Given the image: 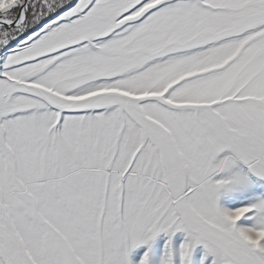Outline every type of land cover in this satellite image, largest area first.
Wrapping results in <instances>:
<instances>
[{"label": "snow or ice", "instance_id": "6c2138e0", "mask_svg": "<svg viewBox=\"0 0 264 264\" xmlns=\"http://www.w3.org/2000/svg\"><path fill=\"white\" fill-rule=\"evenodd\" d=\"M0 264H264V0H0Z\"/></svg>", "mask_w": 264, "mask_h": 264}]
</instances>
